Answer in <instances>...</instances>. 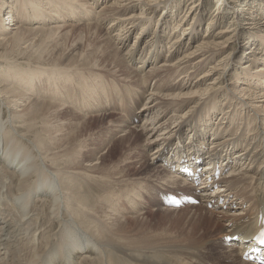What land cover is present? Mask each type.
Masks as SVG:
<instances>
[{"label":"bare ground","instance_id":"1","mask_svg":"<svg viewBox=\"0 0 264 264\" xmlns=\"http://www.w3.org/2000/svg\"><path fill=\"white\" fill-rule=\"evenodd\" d=\"M246 1L217 0L200 36L205 0H0V264H256L245 246L264 257L252 235L264 216V3ZM80 26L100 51L50 41ZM106 144L122 153L97 158ZM152 145L128 174L124 150ZM192 200L202 233L194 219V235L179 224L173 236L146 218L186 222Z\"/></svg>","mask_w":264,"mask_h":264},{"label":"rangeland","instance_id":"2","mask_svg":"<svg viewBox=\"0 0 264 264\" xmlns=\"http://www.w3.org/2000/svg\"><path fill=\"white\" fill-rule=\"evenodd\" d=\"M195 1H197V0H195ZM201 1H203V0H201ZM260 1H262L263 3H264V0H260ZM183 2V1H182ZM181 2V3H182ZM216 2H217V0H205V4H204V6H203V9H202V12H204V21L202 22V24H201V27L199 28V33H196L197 35H200V36H202L204 33H205V31H206V24H207V22H206V20H208L210 17H211V15H213V14H215V12H214V10H215V4H216ZM247 2H249V4H250V2H251V0L249 1H246V3ZM91 3H92V0H91ZM100 4V3H99ZM182 4H184V2L182 3ZM257 5L256 7H261V5L260 6H258L259 5V2L257 1V2H254L252 5ZM235 5V4H234ZM236 6H237V4H236ZM254 7V6H253ZM99 8H102V6L100 5L99 6ZM99 8H98V10H99ZM255 8V7H254ZM228 9H229V11L231 12V10H232V8L231 7H228ZM161 11H162V9L161 8H159L158 9V13H157V16H159L160 14H162L161 13ZM165 11V10H164ZM179 13V12H178ZM219 14H222V15H224V23H223V25H224V27H226V23L230 20V18H231V15L229 14V12H227V11H221L220 10V13ZM90 22H95V20H87V22L86 23H90ZM85 23V24H86ZM31 24V23H30ZM106 24V23H105ZM262 27H264V23H263V26ZM78 30H75V28L73 29V30H71L69 33H68V36H70V37H68L67 36V34L66 33H64V32H58V33H56L55 35H53L51 38H50V41L52 42H56V43H59V44H63V48H65L66 49V51H68L67 49H69L71 46H73V47H79L80 49L81 48H83V47H86L85 49L86 50H84V51H81L80 53L81 54H83V53H85V52H87L88 50H90L91 49V47L92 48H96V47H98V46H100V48L98 49L99 51H100V49L102 48V44L101 45H98V44H100L99 43V41H98V38L96 39L95 38V35L94 34H91V33H88L87 32V30L85 29V28H83V26H80L79 28H77ZM81 30V31H80ZM74 31V32H73ZM137 31V30H136ZM65 34V35H64ZM71 34V35H70ZM149 35H150V33L148 32V31H145V32H143V33H141L140 34V39H138L139 40V44H140V46L142 45V41L144 40V39H146V38H148L149 37ZM66 36V37H65ZM90 38H89V37ZM199 36V37H200ZM64 37V38H63ZM93 37V38H92ZM85 38V39H84ZM92 38V39H91ZM134 38H136V33H134V34H131L129 37H128V39H127V41H126V43H125V45H126V47L127 46H129V45H131V43H133V41H134ZM79 39H80V41H81V43L82 44H80V41H79ZM95 39V40H94ZM56 40V41H55ZM68 40V41H67ZM67 41V42H66ZM92 42V43H91ZM93 42H95V43H93ZM94 44V45H90V44ZM137 43V42H136ZM87 44H89V45H87ZM79 45V46H78ZM81 45H83V46H81ZM86 45V46H85ZM250 46H252L251 45V43H247V41H243V40H241L240 41V43L237 45V47H236V51H238V53L239 54H242V55H246L245 54V52H247V51H249V47ZM49 50V49H48ZM98 51V52H99ZM111 51V50H110ZM125 51V50H124ZM83 52V53H82ZM100 53H102V52H100ZM263 56H264V51L262 50L261 52H260ZM162 54H164V56H165V54H166V42H165V49H164V52H162ZM139 59H137V61L136 60H134L132 63H131V68H135V66H137L138 64H139ZM212 61H213V59H212ZM243 62H245V60H243V61H241V65H242V63ZM257 65H253L252 67H256V66H258L260 63H256ZM209 64H207L206 66H204L202 69H200L197 73H195L194 74V76H193V78H192V80H194L203 70H205L206 69V67L208 66ZM145 68V67H144ZM143 68V69H144ZM146 68H149V67H146ZM255 69V68H254ZM147 70V69H146ZM253 70V69H252ZM252 70L250 71V72H252ZM101 76V78L103 79V74L102 75H100ZM249 86H251V85H249ZM149 87H147V89H148ZM261 88H263L264 89V87H261ZM109 89V88H108ZM119 90H121V89H118V90H115V92H118ZM122 91V90H121ZM148 96H150V95H148ZM261 99V100H260ZM262 101H264V97H262V98H257V99H255V102L257 103V104H259V103H261ZM148 102H149V104H151V100H150V97H149V99H148ZM107 103H108V106H109V104L110 105H112V101L110 100V101H107ZM118 103V102H117ZM134 106H135V104H133ZM107 106V107H108ZM136 107V106H135ZM72 109V108H71ZM116 110H113V112H115ZM117 113H114L115 115H118V114H120L121 115V113L122 112H119V111H116ZM94 113V112H93ZM89 113V115H86L85 117L86 118H89L90 117V115H92L91 116V118H93L94 116L96 117V116H99L100 115V112H98V113ZM250 113H252V111H250ZM111 115H113V114H110V115H108L104 120H100V122H98V121H94L95 123H94V125L92 126V128H91V130H89L88 131V133H86V134H83L82 136H81V139H85V142L86 143H89V141L87 140V137H88V135L89 134H91L92 132H95L98 128H100L102 125H106L107 124V122H108V120H110V119H113V118H115L116 116H111ZM122 115H124L123 113H122ZM90 121H93V119H90ZM98 122V123H97ZM139 122H141V119L140 120H135L134 121V124L133 125H137V124H139ZM84 136V137H83ZM87 136V137H86ZM101 136H102V133H100V135L98 136V137H96V138H94V139H97V140H99L100 138H101ZM118 137H119V135H117ZM117 136H115L113 139L112 138H108L107 140H108V145L110 146V144H111V142L113 141V140H115V138H117ZM86 137V138H85ZM132 139H133V141H135V140H137L138 139V137H132ZM110 141V142H109ZM105 145L103 148L101 147V148H98V149H96V153L98 154H96V157L98 158V157H100L101 155L102 156H107V157H113V156H116L115 158H117L122 152L120 151V149H119V145L118 146H116V148L114 147V148H110L108 145ZM95 147L97 146V144L96 143H94L93 144ZM107 146V147H106ZM154 145H152V146H149L145 151L143 150L142 152L141 151H139V150H141V149H134V148H127L126 150H124V153L126 152V159L124 160L125 162H131L132 164L130 165V167H129V169H127V172H128V174H134L136 171H139L140 170V166H139V163L141 162V161H139V160H142L143 158H145L144 157V155L143 154H147V153H149L150 151H152L151 149H154ZM90 148V146H84L83 147V149L82 150H85V149H89ZM106 148V149H105ZM109 148L111 149V151H109L108 152V150H109ZM120 151V153H119V151ZM133 153V154H132ZM115 154V155H114ZM134 155V156H133ZM140 155H142V156H140ZM134 158V159H133ZM139 159V160H138ZM95 160H97V159H95ZM99 161V160H98ZM160 161H161V159H160ZM138 162V163H137ZM83 164H87L86 162L85 163H83ZM160 166V167H162L161 166V164H160V162L158 161V163L157 162H155L154 163V166ZM157 166V167H158ZM166 168L167 169H169V170H171L170 172H174L172 169H170V167H168V166H166ZM230 169V164L228 165V170ZM176 174V173H175ZM158 177H159V175H158ZM194 187H196V186H194ZM198 202L197 201H194V203L193 202H190V203H188L189 205H192V206H194V208H191V209H187L186 211L187 212H185V213H188V215L190 216L188 219H185V221L186 222H184V217L183 218H180L179 220H177V221H175V219H177L178 217H176V216H172V218H170V217H167V216H164V214H162L163 212H161V211H159V212H156V213H154V214H150V212L149 213H146V218L148 219V222H149V224L151 225V227L152 226H155V227H153L155 230H158V231H161V229H165V230H167L168 232H174V233H171L173 236H176V235H178V234H180L181 232H175L176 230L175 229H171L174 225H176V226H179V224H181L180 226V228H184V230L185 231H187L189 234H191V235H194V233L193 232H189L188 231V229H187V222L189 221V220H195V221H198L199 223H198V225H197V229L195 230L197 233H202V232H199V230H201V229H205L206 228V224H205V222H204V220L202 219V220H198V217H197V210H196V207H197V204ZM188 204H186V203H184L183 205L184 206H186V205H188ZM162 205V204H161ZM182 205V206H183ZM225 207V206H224ZM208 208H210V207H208ZM149 210H150V207L148 208ZM192 209H194V211L192 210ZM225 209V208H224ZM193 211V212H192ZM197 211V212H196ZM148 212V211H147ZM192 215H191V214ZM166 217V224L165 223H162L163 222V218L164 217ZM181 220H183V221H181ZM172 221H175V222H172ZM177 222V223H176ZM183 222V223H182ZM160 223V224H159ZM158 224H159V226H158ZM168 225V226H167ZM171 225V226H170ZM184 225V226H183ZM187 226V227H186ZM167 227H170V228H168L167 229ZM182 228V229H183ZM172 230V231H171ZM176 233V234H175ZM203 235H204V233H203ZM204 237H205V235H204ZM206 238V237H205ZM220 239V238H219ZM222 240V239H221ZM221 240H220V242H221ZM219 242V241H218ZM219 242V243H220ZM219 243H217L216 242V244H219ZM217 247V246H216ZM216 259V258H215ZM215 259L212 261L213 263H215V264H217V262H218V264H227V263H224L223 261H221V260H217L216 259V261H215Z\"/></svg>","mask_w":264,"mask_h":264},{"label":"snow or ice","instance_id":"3","mask_svg":"<svg viewBox=\"0 0 264 264\" xmlns=\"http://www.w3.org/2000/svg\"><path fill=\"white\" fill-rule=\"evenodd\" d=\"M262 242H264V241H262Z\"/></svg>","mask_w":264,"mask_h":264}]
</instances>
